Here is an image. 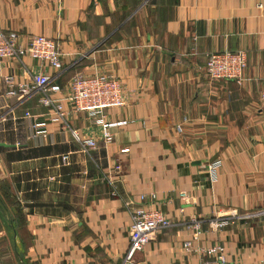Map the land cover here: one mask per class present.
I'll list each match as a JSON object with an SVG mask.
<instances>
[{
  "label": "crops",
  "instance_id": "1",
  "mask_svg": "<svg viewBox=\"0 0 264 264\" xmlns=\"http://www.w3.org/2000/svg\"><path fill=\"white\" fill-rule=\"evenodd\" d=\"M0 30L22 46L35 35L54 40L61 62L0 60V198L17 264L18 255L24 264H201L213 246L228 262L264 264V216L244 217L264 210V0H0ZM224 51L246 53L239 84L205 73L207 56ZM39 73L62 87L76 74L111 73L124 103L101 121L126 124L106 129V141L101 124L64 103V128L48 123L37 145L24 113L41 122L47 111L36 95L6 96L4 77ZM85 139L96 148L84 150ZM214 159L222 164L210 184ZM141 195L155 196L170 226L125 261L128 207Z\"/></svg>",
  "mask_w": 264,
  "mask_h": 264
},
{
  "label": "built area",
  "instance_id": "2",
  "mask_svg": "<svg viewBox=\"0 0 264 264\" xmlns=\"http://www.w3.org/2000/svg\"><path fill=\"white\" fill-rule=\"evenodd\" d=\"M23 57H28L54 70L61 66L60 52L54 40L35 35L30 37L27 45L22 46L19 44L15 33H5L0 30V60H20ZM246 65V53L244 51L211 53L207 56L205 73L211 80L234 81L239 84L243 80ZM4 82L8 87L6 96L24 99L36 95L37 104L47 111L46 120L41 122L30 112L24 113V118L29 122L30 138L37 145H41L45 140L48 134V123H56L61 129L64 128V121L69 114V111L64 109V103L69 104L72 111L84 114L93 124H101L104 130L103 137L106 141L111 139V135L106 129L126 124L125 121L114 123H102L101 121L105 111L116 110L122 107L124 103L122 83L111 73L76 74L63 87L43 73L32 75L29 81L25 83H16L13 76L7 75L4 77ZM259 99L260 112L264 116V92L260 94ZM72 133L75 139L79 140L77 134L74 131ZM80 143L86 151H92L96 148V142L92 139H85ZM128 151L127 148L121 150L122 153ZM61 161L67 162L68 155L62 156ZM221 164L219 159H214L207 164V176L210 184L217 181ZM115 171L119 173L120 166H116ZM182 199L185 201V195H182ZM154 200L155 196L151 195V202L146 203L145 197L141 195L138 206L128 207L130 216L129 249L124 258L125 261H131L135 253L142 251L157 231L170 226V220L166 215L153 206ZM235 216V214H231L216 218L210 221L209 227L215 230L222 228L228 225L229 217ZM256 216L263 217L264 210L244 217ZM244 217L240 218L244 219ZM193 229L192 239L182 243V249L187 253L191 252L193 243L201 231L198 223ZM203 252L207 259L203 260L201 264H238L226 261L220 246L210 247Z\"/></svg>",
  "mask_w": 264,
  "mask_h": 264
},
{
  "label": "rangeland",
  "instance_id": "3",
  "mask_svg": "<svg viewBox=\"0 0 264 264\" xmlns=\"http://www.w3.org/2000/svg\"><path fill=\"white\" fill-rule=\"evenodd\" d=\"M13 235L10 227L4 222L0 228V264H17L13 255Z\"/></svg>",
  "mask_w": 264,
  "mask_h": 264
},
{
  "label": "water",
  "instance_id": "4",
  "mask_svg": "<svg viewBox=\"0 0 264 264\" xmlns=\"http://www.w3.org/2000/svg\"><path fill=\"white\" fill-rule=\"evenodd\" d=\"M0 214L4 221L8 222L10 225L12 224V217L8 208L5 206L4 202L0 198ZM15 230H13V240H15ZM13 251L16 253L15 247H13ZM18 264H24L22 255H18Z\"/></svg>",
  "mask_w": 264,
  "mask_h": 264
},
{
  "label": "trees",
  "instance_id": "5",
  "mask_svg": "<svg viewBox=\"0 0 264 264\" xmlns=\"http://www.w3.org/2000/svg\"><path fill=\"white\" fill-rule=\"evenodd\" d=\"M0 219L2 220V222H3V218H2V216H1V214H0ZM4 222H6V221H4ZM7 224H8V226L10 227V229H11V231H12V234H13V230H15V227H14V224H13V222H12V224L10 225L8 222H6Z\"/></svg>",
  "mask_w": 264,
  "mask_h": 264
}]
</instances>
